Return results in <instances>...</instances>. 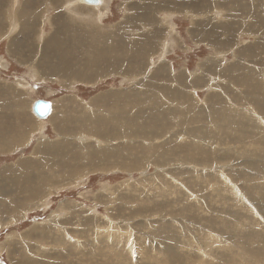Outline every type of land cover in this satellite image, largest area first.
<instances>
[{
	"label": "rangeland",
	"instance_id": "obj_1",
	"mask_svg": "<svg viewBox=\"0 0 264 264\" xmlns=\"http://www.w3.org/2000/svg\"><path fill=\"white\" fill-rule=\"evenodd\" d=\"M51 1L0 35V264H264V0ZM196 22L221 27L195 40Z\"/></svg>",
	"mask_w": 264,
	"mask_h": 264
},
{
	"label": "bare ground",
	"instance_id": "obj_2",
	"mask_svg": "<svg viewBox=\"0 0 264 264\" xmlns=\"http://www.w3.org/2000/svg\"><path fill=\"white\" fill-rule=\"evenodd\" d=\"M3 1L4 0H0V7H2V3H3ZM8 1V0H7ZM15 1V0H14ZM47 0H45V2H46ZM85 1H87V0H85ZM12 2V1H11ZM20 2V1H19ZM42 2V1H41ZM40 2V3H41ZM44 2V3H45ZM53 2V3H52ZM60 2H63L62 0H60ZM88 2V1H87ZM97 2H99V0H97ZM155 2V1H154ZM206 2H207V0H206ZM213 2V1H212ZM237 2V1H236ZM7 3V2H6ZM32 3H35V5L34 6H32ZM38 3H39V0H21V2L18 4V6L15 8L14 7V9H11V11H7V14L5 13V21H3V19H0V35L4 32V28L6 27V26H9L10 24H13L12 26H14L15 24H18L19 25V27H20V29L24 32V31H27L28 29H31V28H33V27H38V25L40 24V21H41V14L43 13V12H45V10H44V8H43V10H39V6L41 5H38ZM51 3L52 4H54L55 5V3H56V1L55 0H52L51 1ZM66 3V2H65ZM70 3H72V2H70ZM89 3H91V2H89ZM92 3H95V2H92ZM161 3V2H160ZM208 3V4H207ZM206 4H203V6H204V8L203 9H205V7L208 9V5L210 4V2H207ZM12 4H13V2H12ZM62 4V3H61ZM61 4H59V5H61ZM64 4V3H63ZM212 4V3H211ZM234 4V3H233ZM58 5V3H57V5L56 6H59ZM42 6V5H41ZM46 5L44 4V6L43 7H45ZM61 6H63L64 7V5H61ZM60 6V7H61ZM66 6V5H65ZM4 7V6H3ZM6 7V6H5ZM4 7V8H5ZM59 7V8H60ZM212 7V6H211ZM246 6H242V5H240V6H238V8H240V9H243V8H245ZM57 8V7H56ZM156 8L157 9H161V8H164V9H166V6H160V4H157V6H156ZM77 9V8H76ZM14 10V11H13ZM80 10V9H79ZM154 10H155V8H154ZM246 10H248V9H246ZM245 10V11H246ZM6 11V10H5ZM77 11V10H76ZM151 12V11H150ZM64 12H60V11H58L55 15H53L52 17H45L46 18V20L48 19L49 20V25L50 24H52L53 25V28L56 30V31H60V32H64L65 30H67L68 29V27H69V25H68V19H66L67 17H65L64 15H62ZM154 13V12H153ZM14 14V15H13ZM67 14V13H66ZM254 14V13H253ZM255 15V14H254ZM3 16V15H2ZM44 17V16H43ZM4 18V17H3ZM45 18H43V21H42V24L43 23H45L44 22V19ZM150 18V17H149ZM234 18V17H233ZM245 18V17H244ZM249 18V17H248ZM255 18H256V16H255ZM254 18V19H255ZM258 19V18H257ZM258 21V20H257ZM7 24L6 26H4V24L5 23ZM262 22V21H261ZM241 23V22H240ZM255 23H257V22H255ZM260 23V22H259ZM196 24L198 25V27L197 28H199L200 30L198 31L199 32V34H195L194 35V39L195 40H198V39H196V38H201V39H203V37H202V33H203V35H206L207 37H206V39H204V40H208L209 41V39H214V37H212V36H214V34H216V31H217V28H220L221 27V25L219 26V25H213V27L211 26H207L208 24H202V23H198V22H196ZM244 25V24H243ZM254 25V24H253ZM258 25V24H257ZM11 26V25H10ZM206 26V27H205ZM249 26L250 27H252V24H249ZM248 26V27H249ZM259 26V25H258ZM262 26V25H261ZM119 27V26H118ZM244 27V26H243ZM52 28V29H53ZM247 28V27H246ZM38 29V28H37ZM132 29V28H131ZM195 29V28H194ZM252 30H254V28L252 29ZM257 30V29H256ZM196 31H197V29H196ZM106 32V31H105ZM190 32V31H189ZM225 32H226V30H225ZM235 32H237V30L235 31ZM194 33V32H193ZM109 34V33H108ZM255 34V33H254ZM26 35V34H25ZM142 35V34H141ZM147 35V34H146ZM191 35V34H190ZM153 36V35H152ZM140 37V36H139ZM147 37H148V35H147ZM192 37V36H191ZM205 37V36H204ZM216 37V36H215ZM256 37V36H255ZM260 37V36H259ZM58 38H60V37H58ZM192 38V39H193ZM118 39V38H117ZM77 40H78V38H77ZM216 40V39H215ZM51 41V39L50 40H47L46 41V44H47V46H48V44H49V42ZM199 41H201V40H199ZM264 41V39L262 38V39H259V42L260 43H262ZM14 42V38H10L9 39V43H10V45L12 44ZM56 42H57V40H56ZM59 42V41H58ZM257 42V41H256ZM120 43V42H119ZM138 43V42H137ZM141 43V42H140ZM209 43H211V42H209ZM14 44V43H13ZM125 44H127V43H125ZM133 44V43H132ZM135 45H137L136 43H134ZM50 45V44H49ZM61 45H62V43H61ZM124 45V44H123ZM54 46V45H53ZM53 46H49V47H53ZM63 46V45H62ZM125 46V45H124ZM129 47V46H128ZM136 47H138V46H136ZM47 48V47H46ZM54 48V47H53ZM61 48V47H60ZM60 48L59 49H57V52H59L58 54H57V58L59 59V61L60 60H62L63 61V59H66L67 57H69V56H67V55H70V54H68L67 53V51H61L60 50ZM132 48V47H131ZM140 48H142L141 46H140ZM49 50L50 51H54L55 50V48L54 49H50L49 48ZM111 51H113L111 48L110 49H108V53L112 56L113 54H111ZM132 51V50H131ZM140 52V51H139ZM142 52V51H141ZM149 52H150V50H149ZM135 53V52H134ZM145 53H146V51H145ZM54 54V53H53ZM115 54V56H113V58L114 57H117V55H116V53H114ZM132 54V53H131ZM138 54V53H137ZM94 55V54H93ZM98 56V55H97ZM46 57V56H45ZM90 57V56H89ZM107 57V56H106ZM134 57H135V55H134ZM138 57H140L139 55H138ZM263 57V56H262ZM52 58V57H51ZM55 58V57H54ZM71 58V57H70ZM92 58V57H91ZM90 58V59H91ZM108 58V57H107ZM261 58V57H260ZM47 59V58H46ZM57 59V60H58ZM56 60V61H57ZM119 60V59H118ZM117 60V61H118ZM250 60V59H249ZM254 60V59H253ZM82 61V60H81ZM88 61H90V60H88ZM92 61V60H91ZM114 61V60H113ZM116 61V62H117ZM52 62V61H51ZM64 63H65V60L63 61ZM259 62V61H258ZM62 63V62H61ZM89 63H91V62H89ZM110 63V62H109ZM69 64V63H68ZM54 65V64H53ZM55 65H56V63H55ZM57 65H59V64H57ZM93 65V64H92ZM61 66V65H60ZM64 66V65H63ZM66 66H67V64H66ZM65 66V67H66ZM69 66H71V65H69ZM88 66V65H87ZM107 66V65H106ZM79 67V66H78ZM81 67V66H80ZM83 67V66H82ZM82 67H81V69H82ZM85 67V66H84ZM53 68H54V66H53ZM62 68V67H61ZM76 68H77V66H76ZM101 68V67H100ZM113 68V67H112ZM69 69V68H68ZM74 69H75V66H74ZM80 69V70H81ZM67 70V69H66ZM83 70V69H82ZM85 70H87L86 68H85ZM40 71V70H39ZM51 71V70H50ZM63 71V70H62ZM65 71V70H64ZM68 71L69 70H67V73H68ZM71 71V70H70ZM69 71V72H70ZM74 71V70H73ZM76 71H78V68H77V70ZM89 71V70H88ZM108 71V70H107ZM94 72V71H93ZM66 73V74H67ZM72 72H70V74H71ZM78 73V72H77ZM76 73V74H77ZM80 73V75H79V77H80V79H84L85 77V75L83 74H81V72H79ZM83 73H84V70H83ZM160 73V72H159ZM169 73V72H168ZM50 74V73H49ZM64 74H65V72H64ZM92 74V73H91ZM182 74V73H181ZM72 75V74H71ZM180 75V74H179ZM254 75V74H253ZM68 76H70V75H68ZM174 76H178V75H174ZM173 76V77H174ZM73 77H74V75H73ZM78 77V76H77ZM165 77V76H164ZM167 77V76H166ZM183 77H185V76H182V78ZM70 78V77H69ZM76 78V77H75ZM180 78V77H179ZM234 78V77H233ZM163 79H166V78H163ZM167 79H169V78H167ZM181 79V78H180ZM179 79V80H180ZM186 79H188L187 77H186ZM197 79H199V78H197ZM196 79V80H197ZM202 79V78H201ZM68 80V79H67ZM183 80V79H182ZM195 79H194V81L197 83V81H196ZM200 80V79H199ZM173 81V80H172ZM175 81H178V80H175ZM192 81V80H191ZM193 81V82H194ZM240 81V80H239ZM242 81V80H241ZM169 82H171V81H169ZM179 82V81H178ZM195 82H194V84H195ZM255 82V81H254ZM254 82H252L253 84H254ZM184 83H186V82H184ZM199 83V82H198ZM256 83V82H255ZM258 83V82H257ZM177 84V83H176ZM179 85H180V83H178ZM188 84V83H187ZM193 84V85H194ZM191 85V84H190ZM192 85V86H193ZM258 85V84H257ZM183 86V85H182ZM255 86V85H254ZM254 86H253V88H254ZM262 86V85H261ZM261 86H260V88H258V89H261ZM256 87V86H255ZM259 87V86H258ZM179 88H180V86H179ZM178 88V89H179ZM182 89V88H181ZM257 88H255V90H256ZM258 91V90H257ZM261 91V90H260ZM264 91V90H263ZM254 92H256V91H254ZM163 95V94H162ZM253 95V94H252ZM211 96V95H210ZM255 96V95H254ZM212 98V97H211ZM39 99V98H38ZM101 99H103V98H101ZM105 99V98H104ZM183 99H186V98H183ZM206 99V98H205ZM37 100V99H36ZM35 100V101H36ZM187 100V99H186ZM34 101V102H35ZM217 101V100H216ZM34 102H33V104H34ZM91 102V101H90ZM108 102V101H107ZM179 102V101H178ZM210 102V104H211V100L209 101ZM215 101H213V103H214ZM221 102V101H220ZM136 103V102H135ZM187 103V102H186ZM207 103V102H206ZM116 104V103H115ZM124 104V103H123ZM137 104V103H136ZM142 104V103H141ZM191 104H193V103H191ZM196 104V103H195ZM199 104V103H198ZM217 105V103L215 102L214 103V105ZM221 104V103H220ZM93 105V104H92ZM135 105V104H134ZM140 105V104H139ZM197 105V104H196ZM201 105V104H200ZM226 105V104H225ZM256 105V104H255ZM84 106H86V105H84ZM102 106V105H101ZM115 106V105H114ZM140 106H142V105H140ZM198 106V105H197ZM211 106H212V104H211ZM222 107L223 106V104L222 105H218V109H219V107ZM98 107H100L99 105H98ZM103 107V106H102ZM108 107H110V105L108 106ZM107 107V108H108ZM186 107V106H185ZM187 107H188V104H187ZM195 107V106H194ZM200 107V106H199ZM202 107V106H201ZM207 107H210V105L208 106V104H206V107L205 108H207ZM213 107V106H212ZM225 107H227V108H229L227 105L225 106ZM89 107H87V109H88ZM101 108V107H100ZM106 108V110H108ZM216 108V109H217ZM84 109V108H83ZM102 109V108H101ZM104 109H105V107H104ZM121 109H122V107H121ZM120 109V110H121ZM143 109V108H142ZM159 109V108H158ZM187 109V108H186ZM191 109V108H190ZM196 109V108H195ZM204 109V108H203ZM214 109V108H213ZM221 109V108H220ZM223 109V108H222ZM225 109V108H224ZM223 109V110H224ZM145 110V109H144ZM180 110H182V111H186V110H183L182 108L180 109L179 108V110L177 111V112H179ZM204 110H206V109H204ZM209 110H211L210 108H209ZM222 110V111H223ZM50 111H51V109H50ZM91 111H93V110H90V112ZM102 111V110H101ZM104 111V110H103ZM109 111V110H108ZM146 111V110H145ZM152 111V110H151ZM150 111V112H151ZM191 111V110H190ZM199 111V110H198ZM202 111V110H201ZM206 111H208V110H206ZM221 110L219 111V112H222ZM32 112H33V105H32ZM105 112V111H104ZM110 112V111H109ZM153 112V111H152ZM34 113V112H33ZM111 113V112H110ZM122 114H123V111L121 112ZM181 113V112H180ZM193 113V112H192ZM200 113V112H199ZM202 113H204V111L202 112ZM211 113V112H210ZM218 113V112H217ZM35 114V113H34ZM50 114V113H49ZM48 114V115H49ZM78 114V113H77ZM82 114V113H81ZM89 114V113H88ZM138 114V113H137ZM139 114H144L145 115V113H144V111H142V113H140L139 112ZM149 114L150 113H148V116H149ZM164 114V113H163ZM184 115L186 114V113H183ZM183 114H182V116H183ZM201 114V113H200ZM220 114V113H219ZM222 114V113H221ZM36 115V114H35ZM47 115V116H48ZM121 115V114H120ZM143 115V116H144ZM150 115H152V114H150ZM168 115V114H167ZM176 115V114H175ZM196 116H197V113L195 114ZM202 115H205V114H202ZM37 116V115H36ZM46 116V117H47ZM60 117H61V114L59 115ZM92 115H90V117H91ZM94 116V115H93ZM106 116V115H105ZM147 116V115H146ZM145 116V117H146ZM147 116V117H148ZM206 116V115H205ZM210 116V114L208 115V117ZM212 116V115H211ZM226 116V115H225ZM23 116L21 115V121L23 120V118H22ZM38 117V116H37ZM46 117H44V118H46ZM121 117V116H120ZM139 117H140V115H139ZM185 117V116H184ZM198 117V116H197ZM38 118H40V117H38ZM59 118V117H58ZM121 118H123V115H122V117ZM127 118V117H126ZM125 118V119H126ZM152 118H154V117H152ZM193 118V117H192ZM41 119H43V118H41ZM73 118H71V119H68L67 121H69L70 120V122H71V120H72ZM120 119V118H119ZM138 118L136 117V119H134V118H132L131 119V122H132V120H137ZM142 119H144L145 120V118H143L142 117ZM197 119V118H196ZM195 119V120H196ZM207 119V118H206ZM139 120V119H138ZM137 120V121H138ZM141 120V119H140ZM184 120V119H183ZM182 120V121H183ZM189 120V119H188ZM217 120V119H216ZM92 121V120H91ZM90 120H89V122H91ZM127 121V120H126ZM137 121H135L134 123L136 124L137 123ZM150 121V120H149ZM176 121V120H175ZM178 121V120H177ZM64 122V121H63ZM107 122V121H106ZM106 122H104V123H106ZM139 122V121H138ZM143 122V121H142ZM195 122V121H194ZM65 123H67L66 121H65ZM93 123V122H92ZM103 123V124H104ZM108 123V122H107ZM106 123V124H107ZM130 123V122H129ZM133 123V124H134ZM147 123V122H146ZM150 123V122H149ZM148 123V124H149ZM179 123V122H178ZM177 123V124H178ZM186 123H188L187 121H186ZM185 123V124H186ZM189 123H191V122H189ZM21 124V123H20ZM64 124V123H63ZM71 124H72V122H71ZM87 124V123H86ZM134 124V125H135ZM139 124V123H138ZM148 124H146V125H148ZM177 124H175V125H177ZM54 125V124H53ZM90 125V124H89ZM88 125V126H89ZM99 125V124H98ZM145 125V126H146ZM25 127H26V125H24ZM110 128H112L111 127V124H109L108 125ZM154 126V125H153ZM172 126H174V125H172ZM184 126V125H183ZM58 127V126H57ZM60 127V126H59ZM85 127V126H84ZM96 127H98V126H96ZM104 127H106V126H104ZM23 128V127H22ZM69 128V127H68ZM71 128V127H70ZM98 128H100V126L98 127ZM114 129H115V127H113ZM158 128V127H157ZM198 128V127H197ZM8 129V128H7ZM9 129H10V127H9ZM19 129V128H18ZM59 129V128H58ZM81 129V128H80ZM95 129V128H94ZM104 129V128H103ZM121 129H122V127H121ZM187 129V128H186ZM16 130V129H15ZM20 130V129H19ZM57 130V129H56ZM67 130V129H66ZM74 130V129H73ZM76 130H78V129H76ZM82 130V129H81ZM93 130V129H92ZM98 130V129H97ZM113 130V129H112ZM126 130V129H125ZM161 130V129H160ZM175 130V129H174ZM182 130V129H181ZM193 130H194V128H193ZM256 130V129H255ZM62 131V130H61ZM86 131V130H85ZM87 131H90V130H87ZM94 131V130H93ZM114 131V130H113ZM154 131V130H153ZM178 131V130H177ZM198 131V130H197ZM65 132V131H64ZM91 132V131H90ZM120 132V131H119ZM161 132V131H160ZM4 131L3 130H0V138H2V137H4ZM76 133V132H75ZM75 133H73V134H75ZM83 133V132H82ZM96 133H97V131H96ZM115 133V132H114ZM182 133V132H181ZM184 133V132H183ZM60 134V133H59ZM71 134V133H70ZM72 134V135H73ZM79 134V133H78ZM81 134V133H80ZM105 134V133H104ZM225 134V133H224ZM62 135V134H61ZM60 135V136H61ZM67 135V134H66ZM172 135V134H171ZM232 135V134H231ZM230 135V136H231ZM6 136V135H5ZM65 136V135H64ZM71 136V135H70ZM75 136V135H74ZM73 136V137H74ZM92 136V135H91ZM163 136V135H162ZM63 137V136H62ZM68 137H69V135H68ZM223 137V136H222ZM67 138V137H66ZM71 138V137H70ZM9 139V138H8ZM101 139H103V137L101 138ZM112 139V138H111ZM111 139H110V141H111ZM139 139V138H138ZM13 140V139H12ZM16 140V139H15ZM18 140V139H17ZM20 140V139H19ZM105 140V139H104ZM62 141V140H61ZM80 141V140H79ZM96 141V140H95ZM107 141V140H106ZM105 141V142H106ZM109 140H108V142H110ZM236 141V140H235ZM234 142V141H233ZM10 143V142H9ZM9 143L8 142H6L5 140H1L0 141V150H6V149H9L10 148V145H11V147H14V144H10L9 145ZM16 143V142H15ZM78 143V142H77ZM98 144V143H97ZM229 144V143H228ZM236 144V143H235ZM249 144V143H248ZM75 145V144H74ZM84 147H85V145L84 144H82ZM91 145V144H90ZM246 145V144H245ZM59 146H61V145H59ZM63 146V145H62ZM88 145L86 144V147H87ZM37 148V150H38V152H39V150H43L45 147H46V144L44 143V142H40V144L39 145H37L36 146ZM76 147V146H75ZM94 147V146H93ZM77 148V147H76ZM89 148V147H88ZM98 148H101V147H98ZM209 148V147H208ZM72 149V148H71ZM74 149V148H73ZM93 149V148H92ZM91 149V150H92ZM35 150V149H34ZM75 150V149H74ZM173 151V150H172ZM63 152V151H62ZM72 152V151H71ZM77 152V151H76ZM86 152V151H85ZM46 153V152H45ZM91 153V152H90ZM42 154V153H41ZM55 154V153H54ZM61 154H63V153H61ZM101 154V153H100ZM103 154H105V152L103 153ZM48 155V154H47ZM52 155V154H51ZM50 155V157H52ZM57 155V154H56ZM73 155V154H72ZM96 155V154H95ZM79 157V156H82L81 154H79V153H74V155H73V157ZM90 156V155H89ZM104 156H106V155H104ZM109 156V155H108ZM111 156V155H110ZM44 157V156H43ZM47 157H49V155L47 156ZM92 157V156H91ZM52 158H54V156L52 157ZM99 157L97 156V159H98ZM112 158V157H111ZM48 159H50V158H48ZM55 159V158H54ZM80 159H81V157H80ZM92 159H94V158H92ZM96 159V158H95ZM68 160V159H67ZM83 160H85L84 158H83ZM52 161V160H51ZM74 161V160H73ZM86 161V160H85ZM84 161V162H85ZM99 161V160H98ZM105 161V160H104ZM24 162V161H23ZM68 162V161H67ZM81 162V161H80ZM89 162V161H88ZM100 162V161H99ZM106 163V162H105ZM62 164V163H61ZM66 164H68V163H66ZM86 164L87 163H85V167H86ZM48 165V164H47ZM47 165H45V166H47ZM77 165V164H76ZM81 165V164H80ZM79 165V166H80ZM83 165V164H82ZM78 166V165H77ZM84 166V165H83ZM88 166V165H87ZM89 166H90V164H89ZM88 166V167H89ZM104 166V165H103ZM102 166V167H103ZM53 167V166H52ZM56 166H54L53 168H55ZM101 167V168H102ZM9 167H6V172H8V169ZM47 168V167H46ZM63 168V167H62ZM5 169V168H4ZM66 169V168H65ZM84 169V168H83ZM89 169V168H88ZM81 170V169H80ZM103 170V169H102ZM25 171V170H24ZM27 171V170H26ZM44 171H45V169H44ZM3 172V171H2ZM14 172V171H13ZM16 172V171H15ZM19 172V171H18ZM23 173V172H22ZM55 173V172H54ZM81 173V172H80ZM79 173V174H80ZM41 174V173H40ZM57 174V173H56ZM42 175V174H41ZM43 175H44V173H43ZM42 175V176H43ZM35 176H36V174H35ZM45 176V175H44ZM79 176V175H78ZM30 177H33V176H30ZM60 177V176H59ZM76 177H77V174H76ZM11 178H13V177H11ZM37 178H39V177H37ZM62 178V177H61ZM69 178V177H68ZM55 179V178H54ZM54 179H52V180H54ZM34 180V179H33ZM35 180H36V178H35ZM49 180V179H48ZM66 180V179H65ZM18 181V180H17ZM55 181V180H54ZM62 181V180H61ZM253 181V180H252ZM251 181V182H252ZM0 182H1V180H0ZM24 182V181H23ZM22 182V183H23ZM35 182V181H34ZM57 182H59L58 181V179H57ZM11 183V182H10ZM21 183V184H22ZM40 183H43V182H40ZM56 183V182H55ZM54 183V184H55ZM254 183V182H253ZM13 184V183H12ZM45 184V183H44ZM57 184V183H56ZM15 185H16V183H15ZM39 185V184H38ZM43 185V184H42ZM49 185V184H48ZM8 186H10V185H8ZM12 186V185H11ZM28 186V185H27ZM5 187V186H4ZM13 187V186H12ZM33 187V186H32ZM36 187V186H35ZM256 187V186H255ZM33 189H34V187H33ZM36 189V188H35ZM37 190V189H36ZM32 191V190H31ZM30 193V192H29ZM33 193V192H32ZM39 193V192H38ZM41 193V192H40ZM26 195V194H25ZM45 195V194H44ZM35 196V195H34ZM36 196H38V195H36ZM40 197V196H39ZM24 198V197H23ZM28 198V197H27ZM26 198V199H27ZM219 198V197H218ZM29 200V199H28ZM33 200V199H32ZM34 202V201H33ZM22 206H23V204H22ZM32 206V205H31ZM23 212V211H22ZM20 214V213H19ZM244 219V218H243ZM48 222V221H47ZM76 240V239H75ZM247 241V240H246ZM256 247V246H255ZM261 248H263V246L261 247ZM261 248H258V249H256L255 251H257L258 253H263L264 251V249L262 250ZM250 250H253V249H251L250 248ZM245 251V250H244ZM254 251V250H253ZM252 254H253V252H251ZM258 253H256V252H254V254H258ZM264 254V253H263ZM251 257V256H250ZM254 257H256V256H254ZM21 258V257H20ZM252 258V257H251ZM254 258H252V260H253ZM255 260V259H254ZM236 261V260H235ZM32 262V260H30V258L29 257H27V256H25V257H22L21 259H19L18 261H16L15 262V264H30ZM260 264H262V263H260Z\"/></svg>",
	"mask_w": 264,
	"mask_h": 264
},
{
	"label": "water",
	"instance_id": "obj_3",
	"mask_svg": "<svg viewBox=\"0 0 264 264\" xmlns=\"http://www.w3.org/2000/svg\"><path fill=\"white\" fill-rule=\"evenodd\" d=\"M88 2H97V0H87ZM51 101L39 98L33 104V112L40 118L46 117L50 113Z\"/></svg>",
	"mask_w": 264,
	"mask_h": 264
},
{
	"label": "crops",
	"instance_id": "obj_4",
	"mask_svg": "<svg viewBox=\"0 0 264 264\" xmlns=\"http://www.w3.org/2000/svg\"><path fill=\"white\" fill-rule=\"evenodd\" d=\"M5 126H7V125H5ZM4 126V127H5ZM8 128H9V126H8ZM5 131V130H4ZM9 131V130H8ZM5 132H7V131H5ZM11 151V150H10ZM10 151L8 150L7 152L6 151H3V152H5V153H3V154H10ZM12 153V152H11ZM5 159H6V157H5Z\"/></svg>",
	"mask_w": 264,
	"mask_h": 264
}]
</instances>
